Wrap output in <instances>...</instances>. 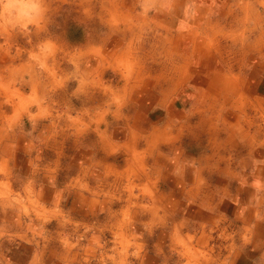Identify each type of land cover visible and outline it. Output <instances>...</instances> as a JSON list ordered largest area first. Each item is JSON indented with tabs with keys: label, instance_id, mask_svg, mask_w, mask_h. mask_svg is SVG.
<instances>
[{
	"label": "clouds",
	"instance_id": "1",
	"mask_svg": "<svg viewBox=\"0 0 264 264\" xmlns=\"http://www.w3.org/2000/svg\"><path fill=\"white\" fill-rule=\"evenodd\" d=\"M0 264H264V0H0Z\"/></svg>",
	"mask_w": 264,
	"mask_h": 264
}]
</instances>
